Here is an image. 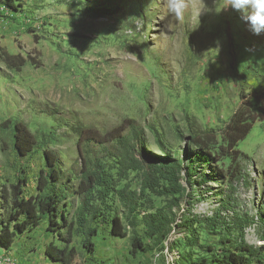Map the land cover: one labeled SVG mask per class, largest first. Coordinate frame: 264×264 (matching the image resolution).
<instances>
[{
	"label": "rangeland",
	"instance_id": "rangeland-1",
	"mask_svg": "<svg viewBox=\"0 0 264 264\" xmlns=\"http://www.w3.org/2000/svg\"><path fill=\"white\" fill-rule=\"evenodd\" d=\"M225 3L187 0L181 19L168 14L164 0L2 5L0 234L2 225L17 221L10 220L16 216L15 185L25 178L22 197L39 193V178L49 169L46 150L58 156L62 176L56 190H64L60 211L68 221L58 216V225L46 219L16 234L11 249L0 247L5 262L214 264L218 254L237 249L244 239L258 251L252 263L264 264V121L239 143L244 156L238 166L218 154L219 160L209 161L213 157L198 155L193 142L211 129L220 141L241 94L264 89V33L250 31L238 11L223 9ZM9 55L20 57L15 65L8 63ZM129 121L144 132L142 159L158 163L170 155L183 160L179 181L186 190L178 198L142 191L143 171H129L118 180L115 144L79 135L80 129L105 133ZM16 122L37 137L27 155L15 147L11 125ZM84 159L101 163L118 189L138 191L137 209L115 193L94 201L98 206L87 210L80 224L83 199L76 190ZM152 162L145 163L146 169L152 170ZM154 183L161 188L160 179ZM159 209L171 221L164 242L151 238L144 220ZM115 216L127 236L113 233ZM135 235L152 249L134 254Z\"/></svg>",
	"mask_w": 264,
	"mask_h": 264
},
{
	"label": "trees",
	"instance_id": "trees-1",
	"mask_svg": "<svg viewBox=\"0 0 264 264\" xmlns=\"http://www.w3.org/2000/svg\"><path fill=\"white\" fill-rule=\"evenodd\" d=\"M14 0H0V9L2 5L13 7ZM18 55H9L7 61L9 64H16ZM25 62L23 59L21 64ZM20 64V65H21ZM24 64V63H23ZM242 101L233 115L230 117L225 129L222 131V138L219 141L217 134L213 129L203 135L196 137L194 144L198 148V155L205 158L213 157L209 161L219 160L217 154L224 156L231 161L234 160V166L239 165L241 157L244 153L239 149V143L246 139L253 130L254 125L259 121H264V89L253 93H242ZM127 125H120L113 130L101 133L95 129H80L79 135L86 141H95L100 144L106 142L115 144V162L117 165V179L123 178L129 171H143V178L145 182L142 184V191L147 188L163 194L174 196L181 195L186 188L179 181V174L184 169V162L181 159L168 157L159 158L158 163L150 161L148 157L142 159L141 155L145 153L144 149V132L140 127H137L134 121H129ZM14 131L15 147L22 155H27L32 152L38 144L37 137L32 133L23 122H16L11 125ZM129 129L128 131L126 129ZM213 147H216V152ZM168 154V151H166ZM46 159L48 170L44 171L39 178L38 190L39 193L29 197H22L23 189L22 183L26 179H22V183L15 185V195L13 198V206L16 209V216H11L10 220L15 221L11 226L10 222L2 225V233L0 234V247L11 249L14 243L16 234L23 233L26 230H32L39 227L43 220L48 219L52 225H58L57 218L61 216L65 222L67 215L64 211H60V202L65 198L64 190L57 191V182L62 176L60 168H58V156L52 150H46ZM197 155V156H198ZM82 167V177L77 187V194L82 197V205L78 209V222L82 224L85 219L87 210L91 212L96 203L106 201L111 195H119L121 200L127 202L132 210L137 209V195L138 191H127V189H118L117 183L114 180L112 173L97 161L91 163L90 159H84ZM152 162L154 167L146 169V164ZM146 163V164H145ZM154 169L156 170L154 172ZM239 172L237 171V174ZM237 176V175H236ZM160 179L162 184L158 189L154 181ZM18 217H22L21 220ZM169 215L163 210L159 209L156 212H149L144 215V220L149 228V235L151 238H156L158 241H165L171 231ZM4 222V221H3ZM12 227V228H11ZM94 231V230H93ZM113 233L117 236H127V231L123 228L120 217L113 219ZM150 243L143 242L140 237L136 235L132 238V252L137 254L139 252H148L152 249ZM170 246H163L164 250ZM264 251V246L260 247ZM209 249L212 250L210 246ZM256 251L251 245L245 244L244 239L238 245L237 249L233 251L224 250L223 254H218L215 257L214 264H253V257ZM50 255L58 258L59 254ZM63 262L67 264V259L62 258Z\"/></svg>",
	"mask_w": 264,
	"mask_h": 264
},
{
	"label": "clouds",
	"instance_id": "clouds-1",
	"mask_svg": "<svg viewBox=\"0 0 264 264\" xmlns=\"http://www.w3.org/2000/svg\"><path fill=\"white\" fill-rule=\"evenodd\" d=\"M164 4L169 15L177 19L183 18L187 0H164ZM228 7L240 13L254 34L264 33V0H226L223 9Z\"/></svg>",
	"mask_w": 264,
	"mask_h": 264
},
{
	"label": "built area",
	"instance_id": "built-area-1",
	"mask_svg": "<svg viewBox=\"0 0 264 264\" xmlns=\"http://www.w3.org/2000/svg\"><path fill=\"white\" fill-rule=\"evenodd\" d=\"M0 264H11L10 262H5V255L0 254Z\"/></svg>",
	"mask_w": 264,
	"mask_h": 264
},
{
	"label": "bare ground",
	"instance_id": "bare-ground-1",
	"mask_svg": "<svg viewBox=\"0 0 264 264\" xmlns=\"http://www.w3.org/2000/svg\"><path fill=\"white\" fill-rule=\"evenodd\" d=\"M5 255V254H4ZM6 256V255H5Z\"/></svg>",
	"mask_w": 264,
	"mask_h": 264
}]
</instances>
